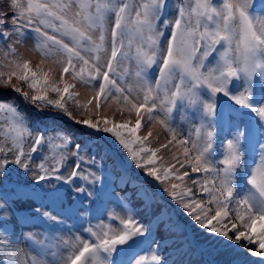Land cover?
<instances>
[{
  "label": "snow or ice",
  "instance_id": "obj_1",
  "mask_svg": "<svg viewBox=\"0 0 264 264\" xmlns=\"http://www.w3.org/2000/svg\"><path fill=\"white\" fill-rule=\"evenodd\" d=\"M10 6L14 11L0 18V85L39 111L71 117L66 105L72 103L95 120L75 121L91 135L69 153L68 134L57 128L55 136H46L55 125H34L14 99L0 101V178L15 166L37 184L55 179L80 204L75 215L58 218L37 208L36 217L25 218L47 224L43 239L15 234L0 216V264H168L158 245L152 248L151 223L141 222L129 197L114 198L118 212L95 207L103 187L96 156L106 157L96 138L104 136L146 175L179 182L164 191L211 245L237 254L230 264H241V253L264 264V0H11ZM26 40L41 57L35 68L17 51ZM77 82L94 92L86 102L74 91ZM110 101L120 106L117 111L134 113V123L101 117ZM148 123L168 133L160 148L178 150L173 163L157 166L160 149L147 146L152 132L139 134ZM33 127L40 128L35 136ZM45 145L51 156L43 155ZM37 158L33 170L29 164ZM186 166L190 172L181 173ZM129 179L125 171L121 183ZM186 179L207 198L198 199L184 186ZM132 182L143 195V186ZM144 199L146 206L152 202ZM142 246L148 254H140Z\"/></svg>",
  "mask_w": 264,
  "mask_h": 264
},
{
  "label": "rangeland",
  "instance_id": "obj_2",
  "mask_svg": "<svg viewBox=\"0 0 264 264\" xmlns=\"http://www.w3.org/2000/svg\"><path fill=\"white\" fill-rule=\"evenodd\" d=\"M11 5V0H0V18H3L2 14L3 13H9L11 14L14 9L10 6ZM174 13L170 12L169 16H173ZM13 40L15 39V37L12 38ZM12 41L10 40L8 43H11ZM33 46V41L32 40H26L24 42V44L21 45H16L17 47V51L19 53H21L23 55V57L25 59H28L31 62V66L33 68H35V66L39 63L41 57L39 56L38 53L31 51V48ZM7 46L5 45V48ZM66 79H68V77L66 76ZM69 82H72L71 80H69ZM13 83L17 84L18 87H21L24 91H27L29 93V96H31L33 94L32 90L27 88L23 82L21 81H17L15 80V78L13 79ZM74 91H77L80 93L79 95V99L80 101L86 102L87 99H89L94 92L91 91V89L89 88V86L84 85L82 83L77 82L76 83V88L74 89ZM0 93H9V94H13L12 98L15 100V102L18 101H22L23 98L19 95L16 94V92L14 90H12L11 88L8 87H4L3 85H0ZM49 96L52 99H55V95L52 93H49ZM21 99V100H20ZM30 106L32 105L31 103H28ZM68 110L73 114L71 117L79 120L82 119H86V118H92L93 120H95V115H91L86 116L83 114V110L82 109H77L75 107L74 104L72 103H68L67 105ZM33 110L35 113L41 114L42 116H45L48 111H50L53 115L51 117H55V113L56 110L55 109H51V108H47V109H43V111H39L37 106H33ZM93 107H94V102H93ZM120 106L117 105L115 102H109L106 104H103L101 109H100V115L101 117L103 116H107L110 119H113L115 121H124V120H131L132 123H134L135 121V114H131L129 115L127 112H119L117 111V109ZM230 111V109L228 108V112ZM71 117H68V119L70 120H74ZM227 117V116H226ZM177 120H179V114H177ZM75 121V120H74ZM192 123H195V121H193ZM188 125H184L185 128H187ZM243 126V124H241V127ZM151 131L152 132V136L149 137V140L147 142V146L151 147V148H159L160 151L157 153V155L159 157H162V161H157V166H159V164L161 162H163L165 164V166H167L170 163H173V153H176L178 150L173 146V145H169L168 148H160L161 144H166L168 139L170 138L168 133L157 123H148L144 126H142L139 134L140 135H147L148 132ZM32 144L25 146V151H29L30 147ZM12 159L14 157H11ZM9 157V159H11ZM146 158V157H145ZM122 161L124 162V164H127L128 161L125 160L123 157H121ZM41 162V159H37L33 166H31V169H35L36 166ZM71 160L69 161V163L71 164ZM52 161L49 160L47 161V165L49 167H51ZM121 169L120 171L123 173H125V169L122 168V165H120ZM177 167H179V165H177ZM144 170L142 168H140L139 171H136L135 173V177L133 178H137V179H142V173L141 171ZM70 171V168H69ZM184 171H189L190 169L186 166L183 169H180V172H184ZM138 173V174H137ZM65 175L67 174L66 172L64 173ZM121 174V176H122ZM194 175H198V174H194ZM120 176V177H121ZM133 176V175H132ZM7 178H9V176L7 175ZM14 178V177H12ZM23 180H31L30 175L26 176L24 178H21ZM145 184L143 186V189L145 190L143 195H141V188H134V187H128L127 185H125L124 183H120V188L118 189V194L119 197H129L130 198V203L132 208H134L137 211V217L141 220V222H143L144 224H149L151 223L152 225V239L154 240V244L152 245V248L155 249L157 248L158 245V252L161 255V257L165 260H167L168 258H171L174 260H176L175 264H178V258L181 257L182 255L177 256L176 254H174L173 252L178 251L179 253H182L183 251V245H186L188 243H190V238L188 241L184 240V242L178 240V239H172V237L175 236V233L172 232V224L176 223V219L179 220V218H176L174 220L171 219H167L163 222V227L161 226L160 229L158 227V224H162V220H160L158 222V219L156 218L160 212V210L165 209V207H162V205H160L158 202L153 201L152 204L146 206L145 202H144V196L147 195V192L152 189V187L150 185H148V181L144 180ZM176 182L179 183L178 181H166L164 183H161L160 188H162V193H163V198L167 199V200H171L172 198L170 196H168L167 192L164 191L165 188H170L171 183ZM58 183V184H56ZM33 182L28 183V185L23 184V187L19 189V192L21 193H30L32 191V189H29V186L32 185ZM104 184V183H102ZM55 186V187H54ZM184 186L188 187V188H192L193 192L197 194V198H203L206 199V196H201L198 192V189L196 186H194L192 184L191 180H185L184 182ZM34 187V186H33ZM59 188V191L62 192L63 186L56 181L55 179L52 181L50 189L51 190H55L56 188ZM161 192V191H160ZM15 192H11L9 193V197L12 199L14 198L12 194H15ZM103 196V200H100V202L95 206L98 208H107L108 212H112L113 209H115L117 212L120 211V205L118 202L115 201V196L114 193H112L111 191H106L105 193L102 194ZM69 204L72 207V209H79L80 208V204L79 202L76 200L75 195H70L69 197ZM77 213V212H76ZM181 213V212H180ZM178 214V213H177ZM214 214V213H213ZM38 214L36 213L35 216H37ZM182 215L183 218L187 219V227L190 230V227L192 228L191 231H187V233L189 235H192L194 237H196L200 242L204 243L206 245V249L199 248V247H194V249H189L190 253L188 255V253L183 255V260L180 264H210L209 260L210 257H212V259L214 260V262L216 264H230V261L233 260L234 258H236L237 254L232 253L231 251L228 252H222L217 250V248L214 245H211L210 242L208 241L207 236L192 222V220L184 213V210L182 211ZM226 218V222H227ZM107 223V221H105ZM235 222V221H233ZM93 223H96L95 220H93ZM171 223V224H169ZM178 224V223H177ZM114 226H116L114 224ZM239 226V225H238ZM45 232V229L42 227H37V226H33V227H29L26 228L23 232L21 233H33L36 234V239H43V235L42 233ZM15 234L19 235L21 233H19L18 231L14 232ZM57 235L63 236L65 239L67 238L68 234L66 231L64 232H60L57 231L56 233ZM20 247L22 249H24L25 251H27V246L25 245L24 241H23V237L21 236V241H20ZM143 248H145L144 252H141V255L144 254H148L147 251V246H142ZM65 255H67V252L64 253ZM239 255V260L241 262V264H247V262L249 264H258V259L251 257L250 255H247L246 253H241L238 254ZM211 260V259H210ZM212 261V260H211ZM213 262V261H212Z\"/></svg>",
  "mask_w": 264,
  "mask_h": 264
},
{
  "label": "trees",
  "instance_id": "obj_3",
  "mask_svg": "<svg viewBox=\"0 0 264 264\" xmlns=\"http://www.w3.org/2000/svg\"><path fill=\"white\" fill-rule=\"evenodd\" d=\"M12 95H13L12 93L11 94L0 93V101L13 100ZM17 95H19V94H17ZM19 96H21V95H19ZM16 104L19 105V108L22 110V112L27 114V116L30 118V120L32 121V123L34 125H40V126L55 125L56 126L55 128H50L48 132L44 133L46 136H55L57 128L62 130L64 133L68 134V136L72 140V146L67 149V151L69 153H71L73 151L75 144H83L85 142V140L91 135V133L88 130H86L84 126L76 123L75 121H78V120L73 118V117H71V118L74 119L75 121L68 119L66 115L60 114L58 112L55 113V115H56L55 117H51L53 114L50 111H48V113L45 116H42L41 114H38V113H35L34 111H32L33 110L32 105L30 106L28 103H25L24 100L18 101V102H16ZM39 131H40L39 127H33L32 128L33 136H35ZM96 139H97L100 147L106 153V157L103 160H101L99 154H97V156H96V159H97V161H99V166L101 168L100 174L102 177V183H104L102 188H104V187L107 188V186H109V185L114 186V187L116 186L115 184L119 180V178L123 172V171L122 172L120 171V169H121L120 165H122V168H124L132 177V179H129V181H131L132 187L138 188V186L136 184H133L132 180H135L138 185L144 186L145 181L143 178L142 179L133 178V177H135L134 175H135L136 171H139L140 168L136 167L135 161H132L130 159V157L127 154V151L124 150L122 148V146H119L117 143H115L113 138H111L109 136H104L102 139L100 137H97ZM32 143H33V141L30 138L26 142L25 146L30 145ZM52 143L53 144H61V143H63V141L60 139H54L52 141ZM4 146H8V145H4ZM112 146H114L116 148V150L119 151L120 156L116 154V152L114 151ZM43 155H45V156H51L52 155V153H50L47 145H45L43 148ZM82 155H87V153H82ZM9 157L11 158V157H13V155L11 153H9L8 158ZM121 157H123L125 160H127L128 163L124 164ZM37 159H39V158H37ZM37 159L32 160V162L29 164V167L33 166L34 162ZM127 165H129V167H127ZM64 173H65L64 169H61V174H64ZM141 173H142L143 177H146V178L148 177L151 179V181H149L150 183L148 182V185L151 186L152 180H155V179L151 176L146 175L145 170H142ZM7 175L9 176V178H7V177L6 178H0V216L7 217L6 222L9 226V228L14 230L16 225L14 223L13 216H14L15 211H17L16 206L18 204L21 205V202L35 203V202H37L36 199L43 201L44 198H42L41 196H38V197L36 196V197L32 198L31 200H22L20 198H17L15 203L11 204L10 208L8 209V207L5 205L3 195L8 191V189L13 188L14 184L18 180L19 181H28V180L21 179V178L25 177V174H24L23 170H17V168L15 166H13V168L8 171ZM122 175H124V173ZM12 177H14V178H12ZM53 180L54 179H52L48 182L50 183ZM186 180H188V179H186ZM156 184L160 188L161 182L156 181ZM67 190L68 189L66 187L65 198H63L61 201L57 202L56 204H61L67 199L66 198V196L68 195ZM160 190H161V192H163L162 188H160ZM146 196L151 197V201H156L159 203V201H158L159 199L157 198V195H156L155 190L153 188L147 192ZM144 202H145V199H144ZM50 203H52V202L47 199L45 202H41L38 205V208H45L46 209L45 211H48L55 216H57V215L64 216L65 214H68L69 208L66 205L64 207H60V206L51 207ZM0 223H2V222H0ZM67 223L69 224V221H67ZM33 226L42 227V224L39 221L34 220V222H32V223L23 224L22 229L33 227Z\"/></svg>",
  "mask_w": 264,
  "mask_h": 264
}]
</instances>
